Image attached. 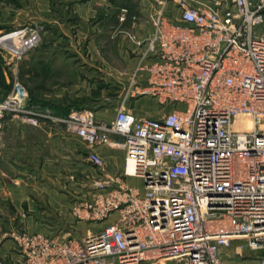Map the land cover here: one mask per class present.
I'll list each match as a JSON object with an SVG mask.
<instances>
[{
    "label": "built area",
    "instance_id": "2783aa9c",
    "mask_svg": "<svg viewBox=\"0 0 264 264\" xmlns=\"http://www.w3.org/2000/svg\"><path fill=\"white\" fill-rule=\"evenodd\" d=\"M155 3L152 31L130 35L141 60L125 73L112 120L82 107L58 116L30 103L18 83L0 99V126L8 114L61 121L97 167L96 147L124 150L122 173L96 178L97 191L76 207L116 220L80 239L19 229L17 264H224L234 239L261 251L255 264H264V0ZM26 46L12 49L19 57ZM141 96L160 113L137 116L125 105Z\"/></svg>",
    "mask_w": 264,
    "mask_h": 264
},
{
    "label": "crops",
    "instance_id": "0c3cea01",
    "mask_svg": "<svg viewBox=\"0 0 264 264\" xmlns=\"http://www.w3.org/2000/svg\"><path fill=\"white\" fill-rule=\"evenodd\" d=\"M202 1L189 0V3L197 5ZM96 5L102 7L99 8L98 18L84 25L83 30H97L99 33L102 28L108 32L105 39L99 42L95 39L62 38L64 43L58 39L44 40L41 48H46V51H31L28 57L30 60L34 57V60L28 66L27 63L24 65L26 70L32 71L43 81L55 78L60 73V63L65 66L76 55L73 58H79L77 67L81 71L74 68L78 79L76 86L67 83L63 88L72 86L71 94L87 95L86 100L81 99L82 101L78 100L76 103L72 100L73 107L61 108L57 103L44 100L36 94H29L32 104L54 113L74 107L93 108L90 110L97 120L109 121L114 118L121 102V90L127 83L125 73L133 70L141 60L142 48L128 38L126 32L140 38L148 35L153 29L149 15L156 8V3L155 0L77 2L72 10V18L68 8L65 14H60L66 16L67 23L56 25L57 29L62 30L58 35L70 37L65 31H79L81 25L75 19L83 21L92 18L95 15L92 8ZM168 7L171 8L172 4L169 3ZM123 11L125 18L120 21L118 16ZM49 26L52 27L51 22L44 24L45 29ZM118 26L121 27L120 30L116 29ZM70 47L78 48L70 51L71 56L68 52ZM97 47L100 48L99 52ZM59 51L64 54L59 56ZM4 74L8 81L5 71ZM37 87H42V82ZM92 88L101 97L91 98L89 95L93 92ZM91 99L98 100L93 107L89 104ZM125 105L137 116L144 115V107L160 113L157 102L144 96L133 100L126 98ZM42 120L44 121L40 126H33L7 116L0 126V264H17L22 258L14 240L19 229L40 232L57 239H80L99 231L105 224L114 222L117 218V214L113 212L102 220L88 219L77 214L76 207L97 191L92 172H98L99 177L122 173L124 150L112 145L96 147L104 161L102 167H97L88 159L89 146L74 133L65 132L61 121L47 118ZM111 138L117 139L119 136L111 134ZM126 181L138 183L135 177H126ZM261 253L244 247L243 240L234 239L224 251V264H255L256 257ZM143 264L165 262L147 260Z\"/></svg>",
    "mask_w": 264,
    "mask_h": 264
},
{
    "label": "rangeland",
    "instance_id": "374dc122",
    "mask_svg": "<svg viewBox=\"0 0 264 264\" xmlns=\"http://www.w3.org/2000/svg\"><path fill=\"white\" fill-rule=\"evenodd\" d=\"M81 1L84 0H78V1L77 0H0V94L3 93L4 95H6V93H8V91L11 90L13 84L18 83L24 88L28 99L30 98L29 94H36L38 97L44 100L57 103L58 106H60L61 108H63L62 106L73 107L74 105L72 104L73 103L72 100H74L75 103L81 99L86 100L87 95H82V94L72 95L71 94L72 86L70 87L68 86V88H63L67 83H69L67 85L72 84L73 86H76L75 84L77 83L78 79L76 72L74 71V68L76 70V67L79 66L78 61H80L79 58L77 59L73 58V57H77L76 55L72 56L71 60L73 61L71 63H68L65 66L61 65L60 63L59 65L60 73H58L55 78L52 77V79L41 81V79L38 76H36L34 73H32V71L25 69L26 63L28 66V64H30V62H33L34 60L33 59L34 57L31 58V60L30 57H28L31 51L34 52L35 49L38 50L37 52L46 51V48H41L42 42H44V40L51 41V39L53 40L58 39L61 40L62 43H64L62 38L65 39L67 38L66 40L95 39L96 41L101 42L103 39L106 38V34H108V32L102 30V28L99 33L97 32V30L91 32H89L88 30H83L84 25H88L90 22L98 18V14H99L98 12L100 11L99 8L100 9L102 8L99 5H96L94 8H92L94 9V14H95L92 18L83 21L79 20V18L75 19L76 23L78 22L81 25L79 31L73 32L72 30L70 31L64 30L66 33L70 34V37H66V36L64 37L60 34L58 35V33L61 32L62 30L60 28L57 29L56 25L60 23L61 24L67 23L65 21L66 16H62L60 14L62 13L65 14L64 12H66L68 8L69 11L71 10L72 15L70 16V18H72L73 16L72 10L75 3ZM54 20H56L57 22L55 23ZM46 22H51L52 27L49 26V28L45 29L44 24ZM92 25L96 26L95 23H92ZM116 29L120 30L121 27L118 26ZM126 33L128 38H130V35H133L130 32H126ZM5 37H8V39H5L8 40V42L2 41V39ZM23 41L25 42L27 41L28 46H26L25 50H23L21 55L17 57V53L15 52V50L12 49V47L21 44ZM68 49H69L68 50L69 55L71 56L72 54L70 51L78 48L73 49V47H70ZM99 49L100 48L97 47L98 52ZM63 54L64 53L62 51H59L58 53L59 56ZM3 68L5 69L4 71L8 75L9 78L8 81L4 77L5 74ZM78 71L81 72L80 69H78ZM41 82H42V87L38 88L37 85L40 84ZM51 85L53 87H51ZM77 91L78 90L76 89V92ZM91 91H93L89 95L91 96V98L96 96L101 97V94L98 95L99 92L97 90H94V88H92ZM129 98L131 100L135 99L133 97H129ZM97 102L98 100L94 101L93 99H91L89 103L90 107H93V105L97 104ZM90 109L93 110V108ZM56 112L59 113V111ZM56 112L54 114H56ZM58 113L56 115L58 116L63 115L61 113L59 114ZM158 113H159L158 110L149 111L146 110L145 107L144 110H142V114L144 115L156 116ZM7 116H9L10 118L19 119L13 114H8L5 116V118ZM42 121L44 120H40L36 124H31L23 121L22 122L27 123L29 125L31 124L33 126H40V123ZM61 127L65 132H69L67 131L64 123L63 125H61ZM97 174L98 172H92V175H94L95 179L99 177V175Z\"/></svg>",
    "mask_w": 264,
    "mask_h": 264
},
{
    "label": "trees",
    "instance_id": "16d2710c",
    "mask_svg": "<svg viewBox=\"0 0 264 264\" xmlns=\"http://www.w3.org/2000/svg\"><path fill=\"white\" fill-rule=\"evenodd\" d=\"M4 83H6V82H4ZM3 96H4V94L1 93V94H0V99H1ZM67 111H68V110H66V111H61L60 113H61V114H65V113H67ZM58 114H59V113H58Z\"/></svg>",
    "mask_w": 264,
    "mask_h": 264
}]
</instances>
